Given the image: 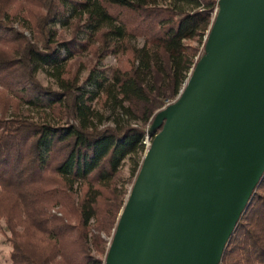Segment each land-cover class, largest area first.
Here are the masks:
<instances>
[{
    "label": "trees",
    "instance_id": "trees-1",
    "mask_svg": "<svg viewBox=\"0 0 264 264\" xmlns=\"http://www.w3.org/2000/svg\"><path fill=\"white\" fill-rule=\"evenodd\" d=\"M159 1L0 0V221L10 264H104L145 135L200 58L184 41L204 51L218 9V0H173L190 11ZM57 23L72 29L71 40ZM85 51L92 63L84 82L102 90V107L112 98L134 124L90 125L97 96L68 65ZM110 55L116 66L99 68ZM44 68L57 90L37 81ZM23 107L46 110L56 124L34 121ZM126 158L135 173L129 190L119 180ZM220 264H264V174Z\"/></svg>",
    "mask_w": 264,
    "mask_h": 264
},
{
    "label": "water",
    "instance_id": "water-1",
    "mask_svg": "<svg viewBox=\"0 0 264 264\" xmlns=\"http://www.w3.org/2000/svg\"><path fill=\"white\" fill-rule=\"evenodd\" d=\"M151 137L104 264H220L264 174V0H218Z\"/></svg>",
    "mask_w": 264,
    "mask_h": 264
},
{
    "label": "rangeland",
    "instance_id": "rangeland-1",
    "mask_svg": "<svg viewBox=\"0 0 264 264\" xmlns=\"http://www.w3.org/2000/svg\"><path fill=\"white\" fill-rule=\"evenodd\" d=\"M159 5L172 6L174 8L183 11H190L192 9V6L185 2H175L173 0H166V1L160 0ZM55 27L62 34L63 39L71 40L73 36V32L71 28H67L65 26L64 29H61L62 25H60V23H57ZM26 35L29 34L26 32ZM77 37L80 40L86 37L83 32V29H81L78 32ZM130 43L135 47H142L145 42L142 39H130ZM184 44L191 47L198 46L199 50L197 53V57H201V55L204 53L203 45H199L197 41L194 42L184 41ZM91 60H92V56L87 51L78 54V56L68 60L70 73L72 74L75 71H78L77 73L78 84L82 86L85 90L93 91V93H95V95L97 96L96 99L92 102L93 115L92 118L90 119L91 120L90 125L97 128H101L103 125H109V124L110 125L134 124L135 122L132 121L128 116L119 112L117 104L112 98L109 100L108 103L105 104V106L102 107L101 104L102 90L94 89L93 87H91L92 84H90V82L88 83L84 82L90 70L89 68L92 63ZM114 66H116V61L112 55L105 57V59L99 64V68L102 67L111 68ZM107 75L108 72L104 74L105 78ZM36 78L42 87L51 88L52 90L58 89L56 78L55 76L52 75L51 70L49 68H44L37 71ZM107 83H108L107 81L103 82L102 86L105 87ZM174 99L168 102H171ZM166 102H165V106H166ZM22 111H24V113L27 116H29L36 122L46 123L50 125L56 124V121L51 117V115L46 110L28 109L26 107H23ZM152 139L153 137L147 138V141L151 143ZM134 174L135 173H133L132 161L129 158H126L122 162L120 168V175H119L120 184L122 185L123 189L125 190L130 189L131 184L134 180ZM8 236L9 234L8 231L6 230L4 222L0 221V264H10L11 246L7 240Z\"/></svg>",
    "mask_w": 264,
    "mask_h": 264
},
{
    "label": "built area",
    "instance_id": "built-area-1",
    "mask_svg": "<svg viewBox=\"0 0 264 264\" xmlns=\"http://www.w3.org/2000/svg\"><path fill=\"white\" fill-rule=\"evenodd\" d=\"M190 74V73H189ZM187 80V79H186ZM186 82V81H185ZM184 85H185V83H184ZM184 85L182 86V88H181V90L179 91V93L182 91V89H183V87H184ZM179 95V94H178ZM178 95L175 97V99L173 100V101H171V102H166V106H168V105H170V104H172L173 102H175V100L177 99V97H178ZM165 106V105H164ZM165 106V107H166ZM165 107H163V108H165ZM147 138H148V133L145 135V138H144V141H143V143H144V145H145V152L148 150V148H149V146H150V143L147 141ZM145 154V153H144Z\"/></svg>",
    "mask_w": 264,
    "mask_h": 264
}]
</instances>
